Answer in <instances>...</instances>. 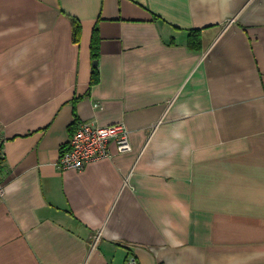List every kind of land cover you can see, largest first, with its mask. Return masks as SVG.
Returning <instances> with one entry per match:
<instances>
[{"label":"crops","instance_id":"crops-1","mask_svg":"<svg viewBox=\"0 0 264 264\" xmlns=\"http://www.w3.org/2000/svg\"><path fill=\"white\" fill-rule=\"evenodd\" d=\"M0 123V264H264V0H0Z\"/></svg>","mask_w":264,"mask_h":264},{"label":"built area","instance_id":"built-area-1","mask_svg":"<svg viewBox=\"0 0 264 264\" xmlns=\"http://www.w3.org/2000/svg\"><path fill=\"white\" fill-rule=\"evenodd\" d=\"M1 131L0 123V167L5 143ZM113 144L118 154L132 151L130 131L124 124L102 126L92 121L82 122L62 150L58 166L62 170H83L92 162L112 158L116 153ZM5 194L6 184L0 179V197ZM128 264H137V261L132 258Z\"/></svg>","mask_w":264,"mask_h":264},{"label":"trees","instance_id":"trees-1","mask_svg":"<svg viewBox=\"0 0 264 264\" xmlns=\"http://www.w3.org/2000/svg\"><path fill=\"white\" fill-rule=\"evenodd\" d=\"M81 30L82 24L79 20L74 19L73 21V38L75 42H79L81 39ZM190 46L194 48H199L201 46V32L200 30H192L190 33ZM92 56L95 60H97L100 56V35L98 29L96 28L92 38ZM98 69L94 67L93 75H92V83H96L98 81Z\"/></svg>","mask_w":264,"mask_h":264},{"label":"water","instance_id":"water-1","mask_svg":"<svg viewBox=\"0 0 264 264\" xmlns=\"http://www.w3.org/2000/svg\"><path fill=\"white\" fill-rule=\"evenodd\" d=\"M94 64H97V61H95Z\"/></svg>","mask_w":264,"mask_h":264}]
</instances>
